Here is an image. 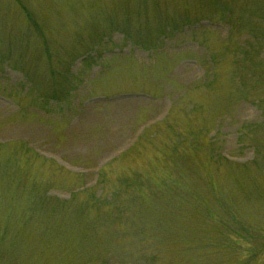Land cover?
Segmentation results:
<instances>
[{
	"label": "rangeland",
	"instance_id": "rangeland-1",
	"mask_svg": "<svg viewBox=\"0 0 264 264\" xmlns=\"http://www.w3.org/2000/svg\"><path fill=\"white\" fill-rule=\"evenodd\" d=\"M0 264H264V0H0Z\"/></svg>",
	"mask_w": 264,
	"mask_h": 264
},
{
	"label": "trees",
	"instance_id": "trees-1",
	"mask_svg": "<svg viewBox=\"0 0 264 264\" xmlns=\"http://www.w3.org/2000/svg\"><path fill=\"white\" fill-rule=\"evenodd\" d=\"M66 89H67V88H66ZM66 91H67V90H66ZM66 91H65V92H66ZM60 92H61V93H60L59 95L56 94V96L53 95V97H54V98L56 97V98H62V99H63L66 95H63V94H62V93H63V90H60ZM66 94H67V93H66ZM58 100H59V99H58Z\"/></svg>",
	"mask_w": 264,
	"mask_h": 264
}]
</instances>
